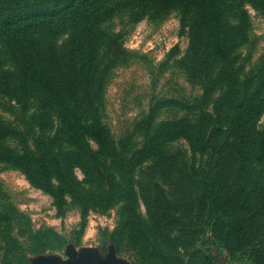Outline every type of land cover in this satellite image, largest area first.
I'll list each match as a JSON object with an SVG mask.
<instances>
[{"label": "rangeland", "instance_id": "rangeland-1", "mask_svg": "<svg viewBox=\"0 0 264 264\" xmlns=\"http://www.w3.org/2000/svg\"><path fill=\"white\" fill-rule=\"evenodd\" d=\"M256 2L242 6L249 18L228 53L232 80L217 73L224 59L214 78L209 65L193 72L178 10L138 17L107 3L92 21L91 47L90 1L35 26L54 68L77 80V117L100 126L116 161L102 178L74 167L86 197L62 204L0 162V264H190L200 254L214 264H264V0ZM28 78L0 44V120L31 140L42 124L36 107L21 120L17 101L1 93L37 92ZM59 127L54 120L48 131ZM235 225L245 246L229 254L220 238Z\"/></svg>", "mask_w": 264, "mask_h": 264}, {"label": "trees", "instance_id": "trees-1", "mask_svg": "<svg viewBox=\"0 0 264 264\" xmlns=\"http://www.w3.org/2000/svg\"><path fill=\"white\" fill-rule=\"evenodd\" d=\"M94 5L87 11L90 25L87 28L89 47L95 41L93 30L96 17L105 12L110 0H87ZM112 1V0H111ZM245 0H117L111 10L131 7L138 17L151 11L178 10L181 13V25L188 29L190 37L189 56L193 72L200 73L202 65L208 66L207 77H215L216 65L221 60L226 62L224 77L232 80L234 65L228 53L241 37L237 24L246 20L248 14L243 9ZM257 9L262 4L257 0H246ZM82 0H0V44L10 57V62L17 70L27 72L28 88L37 92H1L18 104V114L23 117L36 107L39 115L40 134L28 139V134L20 132L16 127L6 125L0 120V162L20 170L27 180L36 188L48 193L62 204L66 197L81 201L86 196L81 194L82 185L74 174V167H81L85 179L95 171L102 178L107 170L110 157L107 140L102 135L99 125L84 124L81 116L77 117L79 101L77 80L69 83L58 66L55 54L44 51L32 34L35 26L44 27L52 20L65 18ZM242 4V5H241ZM243 6V7H242ZM88 9V7H87ZM236 12L235 14H232ZM235 17L236 25H232L231 17ZM97 31V25L95 26ZM244 34L246 30H243ZM43 39V38H42ZM43 40V45H44ZM221 59V60H220ZM232 73V74H231ZM73 73H70L72 75ZM9 76L2 81L8 85ZM213 77V78H214ZM231 84H234L231 82ZM23 86V84H21ZM25 86V85H24ZM90 87V89H92ZM31 100L37 105H29ZM23 102V105L20 103ZM32 106V107H31ZM31 107V108H30ZM15 111V107H11ZM58 122L59 129L49 132L53 121ZM53 127V126H52ZM57 128V126H56ZM51 131V130H50ZM89 139L93 140L99 150L95 151ZM12 140L17 147L9 144ZM32 141V148L30 147ZM220 241L228 246L227 252L233 254L245 246L244 230L235 225L221 236ZM240 248H230L231 245ZM43 248L42 252L44 251ZM208 256L193 255L190 264H214ZM154 264H168L155 260Z\"/></svg>", "mask_w": 264, "mask_h": 264}, {"label": "water", "instance_id": "water-1", "mask_svg": "<svg viewBox=\"0 0 264 264\" xmlns=\"http://www.w3.org/2000/svg\"><path fill=\"white\" fill-rule=\"evenodd\" d=\"M90 262H87V261H85V263L84 264H89Z\"/></svg>", "mask_w": 264, "mask_h": 264}]
</instances>
